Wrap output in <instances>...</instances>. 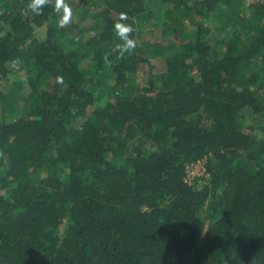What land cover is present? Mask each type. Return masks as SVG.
Here are the masks:
<instances>
[{
	"label": "trees",
	"instance_id": "16d2710c",
	"mask_svg": "<svg viewBox=\"0 0 264 264\" xmlns=\"http://www.w3.org/2000/svg\"><path fill=\"white\" fill-rule=\"evenodd\" d=\"M88 1L61 28L0 0V77L22 68L30 105L0 119V264H264V4L246 21L243 0H155L177 40L121 59L114 23L152 0ZM101 78L113 98L90 110Z\"/></svg>",
	"mask_w": 264,
	"mask_h": 264
},
{
	"label": "rangeland",
	"instance_id": "374dc122",
	"mask_svg": "<svg viewBox=\"0 0 264 264\" xmlns=\"http://www.w3.org/2000/svg\"><path fill=\"white\" fill-rule=\"evenodd\" d=\"M73 9L72 22L79 20L81 11L88 6V0H68ZM264 4V0H243L242 3V17L247 21L252 18V9L254 6ZM148 13L137 18L133 22L135 40L137 43L145 41L159 42L161 44H168L177 40L174 35L163 34L162 24L164 20V11L169 9L170 6L167 4H160L158 1H147L146 4ZM197 21L204 23L209 29L207 34L208 37L212 38V42L215 43L216 39L219 38L220 19L213 12L208 13L207 16L196 17ZM228 32V31H227ZM44 28H38L34 31V36H42ZM223 33V32H222ZM224 34V33H223ZM220 47V43H218ZM85 67L89 65L85 61ZM87 63V64H86ZM149 66L145 65L136 77V86H146V82L151 75L160 74L164 70V57L151 56L149 60ZM87 65V66H86ZM25 74L22 68L14 67L12 72L5 78L0 77V93L5 95V101L2 105L3 111L0 113V119L5 121L14 120L17 117L25 116L29 112L30 105L27 101L28 98V87L26 80L24 79ZM97 78V77H95ZM100 83L94 84L96 94L99 96L98 100L95 101L89 109L92 110L95 107L102 106L108 100L113 98V93L109 89V86L113 84V80L107 78H101ZM264 93V80L262 81ZM109 159L113 157L108 155ZM209 158H203L190 166L189 177L199 176L202 183L205 181V177L208 175L206 163ZM2 192V191H1ZM62 229V226L60 227Z\"/></svg>",
	"mask_w": 264,
	"mask_h": 264
},
{
	"label": "clouds",
	"instance_id": "9594fccd",
	"mask_svg": "<svg viewBox=\"0 0 264 264\" xmlns=\"http://www.w3.org/2000/svg\"><path fill=\"white\" fill-rule=\"evenodd\" d=\"M51 6L54 13L59 17L58 27H65L72 22L73 9L68 0H29L26 9L22 14L42 15L45 7ZM129 19L127 13L121 12L117 21L114 23L115 34L120 43L115 46V51L119 58L123 59L126 55H131L136 49V40L133 38L135 31L132 24L125 23ZM107 59V58H106ZM22 61L17 60L16 64L19 66Z\"/></svg>",
	"mask_w": 264,
	"mask_h": 264
},
{
	"label": "built area",
	"instance_id": "2783aa9c",
	"mask_svg": "<svg viewBox=\"0 0 264 264\" xmlns=\"http://www.w3.org/2000/svg\"><path fill=\"white\" fill-rule=\"evenodd\" d=\"M187 179H190V177H189V170L187 171Z\"/></svg>",
	"mask_w": 264,
	"mask_h": 264
}]
</instances>
